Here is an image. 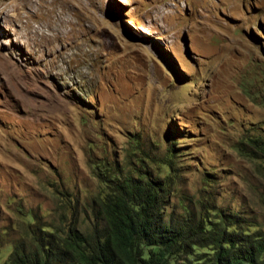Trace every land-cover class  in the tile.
I'll list each match as a JSON object with an SVG mask.
<instances>
[{
	"label": "rangeland",
	"instance_id": "1",
	"mask_svg": "<svg viewBox=\"0 0 264 264\" xmlns=\"http://www.w3.org/2000/svg\"><path fill=\"white\" fill-rule=\"evenodd\" d=\"M263 98L264 0H0V264L139 146L175 147L169 211L213 173L219 205L264 228L260 161L237 149L264 139Z\"/></svg>",
	"mask_w": 264,
	"mask_h": 264
},
{
	"label": "trees",
	"instance_id": "2",
	"mask_svg": "<svg viewBox=\"0 0 264 264\" xmlns=\"http://www.w3.org/2000/svg\"><path fill=\"white\" fill-rule=\"evenodd\" d=\"M237 149L260 161L264 180V139L250 137ZM138 151L140 166L108 158L95 165L103 188L89 203L63 193L56 218L33 216L35 224L13 243L9 264H264V228L219 205L213 173L205 175L206 194L180 190L169 211L182 179L175 147L164 156L142 146Z\"/></svg>",
	"mask_w": 264,
	"mask_h": 264
}]
</instances>
